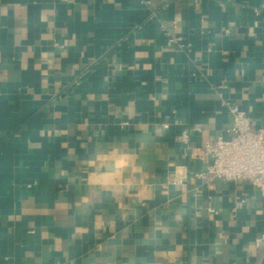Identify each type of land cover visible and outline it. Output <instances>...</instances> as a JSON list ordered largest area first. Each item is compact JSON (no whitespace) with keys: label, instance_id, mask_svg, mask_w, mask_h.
Returning a JSON list of instances; mask_svg holds the SVG:
<instances>
[{"label":"crops","instance_id":"0c3cea01","mask_svg":"<svg viewBox=\"0 0 264 264\" xmlns=\"http://www.w3.org/2000/svg\"><path fill=\"white\" fill-rule=\"evenodd\" d=\"M234 105L264 0H0V264H264V194L201 176Z\"/></svg>","mask_w":264,"mask_h":264},{"label":"built area","instance_id":"2783aa9c","mask_svg":"<svg viewBox=\"0 0 264 264\" xmlns=\"http://www.w3.org/2000/svg\"><path fill=\"white\" fill-rule=\"evenodd\" d=\"M233 123L229 138L219 136L206 141L202 153L212 158V164L203 178L225 182H251L264 194V129L239 106H231ZM188 140V132L183 133ZM257 247L264 248V236L256 240Z\"/></svg>","mask_w":264,"mask_h":264}]
</instances>
